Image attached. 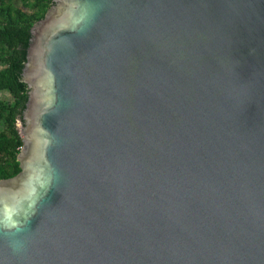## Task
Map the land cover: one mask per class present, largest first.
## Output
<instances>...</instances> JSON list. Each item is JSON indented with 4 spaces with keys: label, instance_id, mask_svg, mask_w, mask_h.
I'll return each instance as SVG.
<instances>
[{
    "label": "water",
    "instance_id": "95a60500",
    "mask_svg": "<svg viewBox=\"0 0 264 264\" xmlns=\"http://www.w3.org/2000/svg\"><path fill=\"white\" fill-rule=\"evenodd\" d=\"M51 1L0 264H264V0Z\"/></svg>",
    "mask_w": 264,
    "mask_h": 264
},
{
    "label": "trees",
    "instance_id": "16d2710c",
    "mask_svg": "<svg viewBox=\"0 0 264 264\" xmlns=\"http://www.w3.org/2000/svg\"><path fill=\"white\" fill-rule=\"evenodd\" d=\"M33 1L36 7L33 6V11L27 14L21 9L13 10L0 0V94L12 98L0 100V180L19 172L16 157L22 139L17 123H24L22 112L27 101V86L21 81V72L26 61L30 29L52 5L51 0Z\"/></svg>",
    "mask_w": 264,
    "mask_h": 264
},
{
    "label": "rangeland",
    "instance_id": "374dc122",
    "mask_svg": "<svg viewBox=\"0 0 264 264\" xmlns=\"http://www.w3.org/2000/svg\"><path fill=\"white\" fill-rule=\"evenodd\" d=\"M7 5L11 6V8L14 9H21L22 11L27 12V14H30L33 11L34 1L33 0H2ZM12 10V11H13ZM36 10V8H35ZM2 67V64L0 63V68ZM0 100H12L10 95L8 94H0ZM17 126L20 129V123H17Z\"/></svg>",
    "mask_w": 264,
    "mask_h": 264
}]
</instances>
